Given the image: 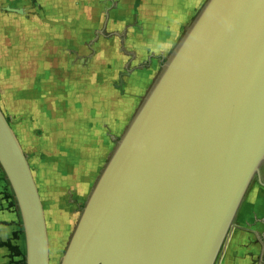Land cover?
I'll return each instance as SVG.
<instances>
[{
	"label": "water",
	"instance_id": "obj_1",
	"mask_svg": "<svg viewBox=\"0 0 264 264\" xmlns=\"http://www.w3.org/2000/svg\"><path fill=\"white\" fill-rule=\"evenodd\" d=\"M263 165L264 0H208L117 142L60 264H216ZM0 166L26 264H50L44 205L1 107Z\"/></svg>",
	"mask_w": 264,
	"mask_h": 264
},
{
	"label": "crops",
	"instance_id": "obj_2",
	"mask_svg": "<svg viewBox=\"0 0 264 264\" xmlns=\"http://www.w3.org/2000/svg\"><path fill=\"white\" fill-rule=\"evenodd\" d=\"M207 1L0 0V74H60L91 107L75 122L123 129ZM20 252V213L0 166V264H20ZM216 264H264V165Z\"/></svg>",
	"mask_w": 264,
	"mask_h": 264
},
{
	"label": "rangeland",
	"instance_id": "obj_3",
	"mask_svg": "<svg viewBox=\"0 0 264 264\" xmlns=\"http://www.w3.org/2000/svg\"><path fill=\"white\" fill-rule=\"evenodd\" d=\"M61 76L48 80L45 72L0 74V106L12 118L44 205L50 264L61 263L84 207L130 124L128 120L123 129H110L98 121L75 122V114L91 107L82 102L83 91L64 87Z\"/></svg>",
	"mask_w": 264,
	"mask_h": 264
},
{
	"label": "trees",
	"instance_id": "obj_4",
	"mask_svg": "<svg viewBox=\"0 0 264 264\" xmlns=\"http://www.w3.org/2000/svg\"><path fill=\"white\" fill-rule=\"evenodd\" d=\"M8 121L10 122L9 118H8ZM22 231H23V229H22ZM20 256L22 257V260L20 261V264H26L25 255H22V253L20 252Z\"/></svg>",
	"mask_w": 264,
	"mask_h": 264
}]
</instances>
